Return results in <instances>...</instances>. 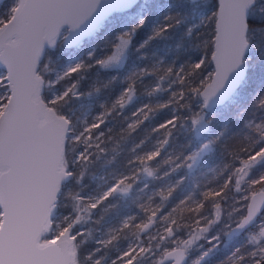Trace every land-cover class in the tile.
<instances>
[{"label": "snow or ice", "instance_id": "1", "mask_svg": "<svg viewBox=\"0 0 264 264\" xmlns=\"http://www.w3.org/2000/svg\"><path fill=\"white\" fill-rule=\"evenodd\" d=\"M0 264H264V0H0Z\"/></svg>", "mask_w": 264, "mask_h": 264}, {"label": "rangeland", "instance_id": "2", "mask_svg": "<svg viewBox=\"0 0 264 264\" xmlns=\"http://www.w3.org/2000/svg\"><path fill=\"white\" fill-rule=\"evenodd\" d=\"M0 70H2V69H0Z\"/></svg>", "mask_w": 264, "mask_h": 264}]
</instances>
